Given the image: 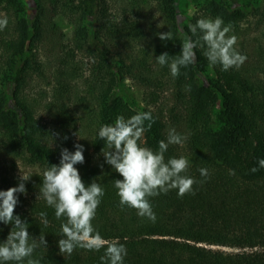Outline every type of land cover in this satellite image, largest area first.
<instances>
[{
	"label": "trees",
	"instance_id": "16d2710c",
	"mask_svg": "<svg viewBox=\"0 0 264 264\" xmlns=\"http://www.w3.org/2000/svg\"><path fill=\"white\" fill-rule=\"evenodd\" d=\"M26 1L28 11L20 0H0V18L8 20L0 31V167L2 158L13 165L21 161L41 167L38 174L28 175L26 193L16 194L14 211L27 222L30 236L45 234L47 249H37L34 257H42L41 264H101L103 249H77L71 256L59 253L60 221L44 199L37 198L43 171L59 164L62 148L74 152L79 143L85 160L76 167L83 182L88 186L96 180L105 190L93 225L106 241L118 239L126 246L124 264H264V168L250 171L264 159V67L262 77L245 65L223 71L210 66L204 50L197 48L195 62L172 77L155 57L176 56L182 50L176 0H152L162 33L170 30L173 35L167 41L152 37L157 27L146 19L153 8L149 0H133L123 10H117L119 0ZM247 10L231 8L224 0H205L191 24L219 16L232 25L229 35L239 37ZM140 11L146 13L134 15ZM57 15L71 20L76 39L74 44H60L63 52L54 81L34 97L36 77L47 79L42 44L60 33ZM188 25L186 33L191 35ZM77 51L83 53L79 58ZM127 77L146 91L142 110L124 87ZM165 87L174 97L170 106L158 95ZM140 111H151L155 118L143 137L145 146L157 150L168 130L175 129L187 140L170 145L165 159L186 157L188 175L197 181L203 179L199 169L209 173L204 183L193 185L194 195L181 198L172 190L151 198L155 223L134 210L121 211L113 182L122 177L105 162L104 141L97 138L102 125ZM4 182L6 191L18 186L19 178L4 177ZM41 212L47 213V227ZM11 228L0 223V242Z\"/></svg>",
	"mask_w": 264,
	"mask_h": 264
},
{
	"label": "clouds",
	"instance_id": "9594fccd",
	"mask_svg": "<svg viewBox=\"0 0 264 264\" xmlns=\"http://www.w3.org/2000/svg\"><path fill=\"white\" fill-rule=\"evenodd\" d=\"M7 24L6 17L0 18V31ZM188 28L191 35L181 33L182 50L179 55L163 53L155 57L161 67L169 68L172 77H178L181 68L195 62L194 49L197 48L204 50L203 55L210 66H220L223 71L239 69L247 60L246 55L235 47L236 35H229L233 30L232 25H225L221 17L200 18L195 24L190 23ZM158 36L162 41L173 39L170 30L158 33ZM154 123L151 111H140L129 118L117 116L114 123L102 125L97 133V138L104 141L101 154L105 162L122 177L113 182L121 211L125 208L134 210L138 217L153 223L156 215L151 198L172 190H177L181 198L187 194L194 195L193 185L204 183L209 178L206 168L199 169L203 178L201 181L188 175L190 162L184 156L165 159L170 145H183L187 140V136L177 133L175 129L168 130L166 140L159 141L157 150L145 146L143 137ZM74 147V152L62 148L59 164L49 165L43 171L37 196L44 199L46 205L54 210L56 220L60 221L59 253L71 256L77 249L88 252L103 249L101 264H124L126 246L118 239L106 241L93 225L105 190L96 180L85 185L76 167L84 163V147L79 143ZM258 165L250 171L255 173L259 168H264V159L259 160ZM30 177L20 171L18 186L0 191V223L12 225L6 240L0 242V264H41L42 257L35 258L34 254L41 247L47 249L45 234L40 233L38 238H33L28 232L27 222L14 215L18 203L16 194L26 193L25 182ZM40 216L47 227V213L41 212Z\"/></svg>",
	"mask_w": 264,
	"mask_h": 264
},
{
	"label": "rangeland",
	"instance_id": "374dc122",
	"mask_svg": "<svg viewBox=\"0 0 264 264\" xmlns=\"http://www.w3.org/2000/svg\"><path fill=\"white\" fill-rule=\"evenodd\" d=\"M23 4L26 10L28 11V5L26 0H20ZM136 2L133 0H119L117 4V10H123L126 7H129L130 2ZM227 5H229L231 8H237L239 6H244L247 8V18L240 22V28L241 33L240 36L237 37V44L236 48L237 50L243 54L246 55L247 60L243 65H245L246 68H249V71L253 72L254 69L257 71H254L258 76L262 77V70L261 68L264 67V0H224ZM149 3L153 5L152 10L150 12L146 13V11H140L139 13H134L135 16H138V14L143 15L144 13L147 14L146 19L153 20L154 27L156 26V34L152 35L153 39L157 40L158 33L163 32V25L156 20L159 17V11L156 8V2L149 0ZM176 4L178 7V11L180 13L179 16V30L181 33L186 34V26L191 23V19H193L194 16L198 15L203 11L205 0H176ZM55 20L58 23L60 33L59 36H55L53 38L52 36L47 37L48 43H43V47L40 50V56L43 61H45L47 66V79L45 80L44 77H36V79L33 82V93L32 96L34 97H40L38 91L40 90H48L51 84L54 81V72L57 66V60L58 57L62 54V49L60 44L62 46H67L70 44H74V41L76 39L75 35V29L73 27V24L71 20H69L65 16L57 15ZM157 21V22H156ZM161 31V32H160ZM68 49V47H67ZM78 58L83 55L82 52L77 51ZM85 61H88L85 59ZM116 61V60H115ZM114 61V62H115ZM90 64L91 62L88 61ZM87 62V64L84 66V75H88V66L90 65ZM117 62V61H116ZM115 62V63H116ZM262 63V65H260ZM259 66L260 69H259ZM253 72V73H254ZM83 87V85H82ZM124 87L130 94L134 106L142 110L145 106V101L143 100V95L146 91H144V87L139 86L136 84V81L130 77H127L124 80ZM160 99H162V102L171 104L173 102L172 95L168 91V89L165 87L164 91L158 93ZM41 114L47 119L48 114L43 111ZM4 153V152H3ZM7 161V160H6ZM2 165L0 167V191H3L7 183L4 182L5 178L10 179H18L20 177V171L22 174L29 175L31 173L38 174L41 172V167L34 166V165H28L25 163H22L21 161L17 162L13 165L12 162L7 161V163L4 162V158L1 159ZM220 249L225 250L226 252L236 253L238 251H241V249L238 248H232V247H219Z\"/></svg>",
	"mask_w": 264,
	"mask_h": 264
}]
</instances>
